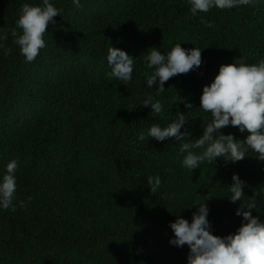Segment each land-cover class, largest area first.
<instances>
[{"label": "trees", "instance_id": "obj_1", "mask_svg": "<svg viewBox=\"0 0 264 264\" xmlns=\"http://www.w3.org/2000/svg\"><path fill=\"white\" fill-rule=\"evenodd\" d=\"M41 2L0 0L11 49H0V177L10 161L18 165L17 210L0 209V264H187V245L169 244V224L179 214L191 222L194 201H207L213 235L234 234L242 217L227 186L237 174L246 196L264 203V162L249 150L235 164L217 158L192 173L182 167L180 147L195 143L211 120L200 97L220 66L264 59V0L195 16L189 0H80L79 8L52 0L61 16L26 63L10 29L24 3ZM176 44L200 48L202 64L170 78L156 96L146 86L151 70L143 55L153 48L167 54ZM109 46L136 59L127 85L108 76ZM149 95L163 102L162 117L142 106ZM177 111L188 121L185 141L138 139L153 123L166 127ZM220 131L247 135L231 126ZM157 175L161 185L151 194L147 178ZM252 214L264 221V208Z\"/></svg>", "mask_w": 264, "mask_h": 264}, {"label": "clouds", "instance_id": "obj_2", "mask_svg": "<svg viewBox=\"0 0 264 264\" xmlns=\"http://www.w3.org/2000/svg\"><path fill=\"white\" fill-rule=\"evenodd\" d=\"M254 2L255 0H189L190 11L194 16L208 13L213 8L230 10ZM72 3L77 8L80 7V0H72ZM57 16H61V10L52 0H42L39 5H22L15 27L10 29V35L26 63L33 62L46 47V30L49 24L56 23L54 17ZM207 26L212 27L210 22ZM7 39L8 34L0 28V49L4 50L5 55L11 51L3 43ZM201 53L200 48L185 49L181 44H176L167 54L155 48L149 49L143 55L146 68L151 70L150 73L145 72L146 86H155V95H161L166 91L164 84L170 78L200 68ZM106 59L111 69L108 73L110 79L123 82V85L132 81L135 58L119 48L109 46ZM179 101L185 103L180 98ZM142 106L150 109L155 116H163V102L152 95L143 101ZM185 107L191 110L192 105L185 103ZM199 109L210 114L211 120L203 128L202 135L195 139V143H181L180 151L187 153L182 161L183 168L193 173L205 161L215 162L217 158H222L225 163L235 164L244 160L249 150L257 154V160L264 162V59L249 65L241 58L220 66L211 84L203 87ZM175 116L166 127L153 123L146 132L140 131L138 139L185 141L190 136L187 130L181 131L188 123L185 113L177 111ZM228 126L237 128L241 134L247 133L245 139L240 140L220 131ZM190 148H200L203 151L195 154L189 151ZM17 167L16 160L10 161L6 165V174L0 177V209L12 212L17 210L14 203ZM231 180L232 183L227 186V199L232 204L240 205L235 215L242 217L241 226L234 234L225 237L212 234L211 224L207 219V201L193 202L189 210L197 205L199 207L192 213L191 222L179 214L169 224L174 236L169 244L177 248L187 245V264H264V221L252 214L253 211L260 213L264 203L258 204L254 197L246 196V182L237 174H233ZM147 184L150 193L155 194L161 185V179L158 175L149 176ZM245 197L248 200L246 204L242 203ZM20 206L24 207V202H20Z\"/></svg>", "mask_w": 264, "mask_h": 264}]
</instances>
